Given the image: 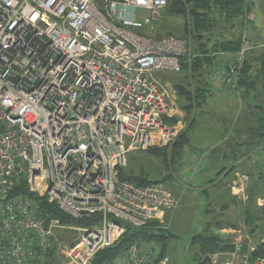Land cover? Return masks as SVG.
Here are the masks:
<instances>
[{"label":"built area","instance_id":"1","mask_svg":"<svg viewBox=\"0 0 264 264\" xmlns=\"http://www.w3.org/2000/svg\"><path fill=\"white\" fill-rule=\"evenodd\" d=\"M166 0H0V264H91L126 225L147 227L176 205L165 184L121 176L126 154L170 146L183 127L156 72L180 73L188 39L156 37L151 25ZM149 16H137L136 10ZM237 67L217 70L236 87ZM250 176L230 190L248 200ZM45 200V201H44ZM53 203L65 224L42 207ZM262 236L241 228L211 264H264V195L257 199ZM60 229L76 235L58 240ZM153 247L130 243L103 264H165Z\"/></svg>","mask_w":264,"mask_h":264},{"label":"rangeland","instance_id":"2","mask_svg":"<svg viewBox=\"0 0 264 264\" xmlns=\"http://www.w3.org/2000/svg\"><path fill=\"white\" fill-rule=\"evenodd\" d=\"M246 1L251 5L249 13L235 19L225 20L222 16H219L216 12L213 11L216 18H214L215 25L214 29L212 30V35L214 36V38L228 39L232 35V33H234L233 35L242 33L241 52L244 51V53H247L246 57L248 60H250L249 62L251 63V65L249 69L250 86L248 85L247 81L245 83L246 86L240 93L241 99L239 101H242V104L244 106L246 104L247 108L245 111L249 114V111L251 110H249V107L251 106L250 103H254V101L262 104V106L259 105V107L264 110V76L261 75V71L259 72V70H261L260 67L262 66V60L264 58V0ZM136 15L142 17L149 16V12L146 10L137 9ZM186 20L187 18L185 17L170 13L165 7L164 9H162L159 16L155 20H152L151 25L146 26V28L151 31L153 35L162 34L161 37H164L168 34L166 32H171V36L168 35L167 37H181L183 35V28ZM187 37L190 39L189 42H191L190 46L192 47V38L189 35ZM242 56L243 52L241 57ZM222 66L224 67V65ZM215 71L216 69H210L209 73H207L206 79L210 84L209 87H206L207 90L208 88L210 89V95H206L207 99H215L214 103H217L218 100H220V97L224 95L230 102L236 101L235 94H233L229 88L219 86V84L221 83H219V79H217ZM154 76L160 82V84L167 89L170 99L172 100L171 102L174 115L171 116L170 119L174 122L181 123L183 127L182 130H184V128H187L186 124L189 121L190 111L191 109L196 110V106H188V94L184 93V90H181L180 93H178L177 86L184 87L190 91L191 95H195V81L191 79L190 73L188 72L180 74L163 71L156 72ZM238 106H234V110L236 112ZM209 112L210 113L206 114L205 120H210L213 114V110H209ZM213 119H215V117ZM184 121H186V124L184 123ZM255 127L253 128V131H258L257 133H259L258 135L260 136V139L264 140V124H261V122L256 123ZM186 135L187 132L185 134V137ZM206 141L207 139L204 141L200 140L199 142H191L185 149H183L185 138L184 136H182V138H180V141L177 142V145L175 146H156L145 151L133 150L126 154V165L122 168L123 174L125 176H143L149 181L162 182L171 193H177L178 188L186 189V193H190L191 188L193 187L194 189H196L199 184L198 181L195 180L197 176L194 175V173L196 172V167L208 158L207 157L205 160H203V158L200 157V154L203 150L200 149L204 144H206ZM260 144L261 145H259L258 148L264 150V142L261 141ZM262 168L264 169V163H262ZM242 173H246L249 175V173L247 172ZM184 199L187 202L186 204H184L185 210L183 208L179 209V213L174 214L171 218L173 221H175L176 225L180 223L179 228H167L176 236L170 237L168 239L172 245H175L178 239L180 242L182 241L184 244H186V246H189L190 239L192 241V238L195 235L205 233L206 229H208L206 226H210L208 232L214 233L218 236L221 235L224 240L229 241L231 240V236L221 230L229 228H241L242 230V224L237 225V222L234 220L235 218L233 216H236L234 214V210L236 208L233 210V205H229V209H227L226 212L220 208L219 210H217V208L221 204L216 205L215 208L211 207V211L208 213L206 220H204L206 207L202 206V204L196 198L190 199L186 196ZM255 199L256 198H253L249 203V206H251L253 210ZM162 222H164L163 219L160 221V223L156 222L153 230L152 226H150L151 228L149 227V230H152L153 234L168 235V231L163 228L165 227V224H162ZM215 222L230 223L231 226H225L219 229V231H216L214 228ZM194 226L198 228V230L196 231L198 233L193 236L194 233H192L191 230ZM260 229L262 230V226H259V232H261ZM75 235L76 233L71 231L70 229H60L56 233V237L58 238V240L63 239L66 243L70 242L72 237H74ZM259 236L260 233L258 235V238ZM157 238L162 237L153 236L151 240H142L143 245L153 247L154 251L157 253L159 251L161 243V241ZM195 252H198V250H196ZM167 253H169V251ZM171 254L172 257L168 264H195V258L200 256L199 254L195 255L192 249L187 250L185 259L183 261H179L178 255L176 256L175 253ZM54 262L56 264H63V256L59 255V253L56 252L54 256Z\"/></svg>","mask_w":264,"mask_h":264},{"label":"crops","instance_id":"3","mask_svg":"<svg viewBox=\"0 0 264 264\" xmlns=\"http://www.w3.org/2000/svg\"><path fill=\"white\" fill-rule=\"evenodd\" d=\"M242 52L243 56L241 57ZM242 52L240 50L237 53L218 54L213 67L216 71L237 67L238 79L235 88L219 84L220 87L229 88L235 94L236 101L230 102L224 95L220 97L217 103H214L215 99L206 98L200 106L195 108L196 110H191L188 123L186 124V121H184L188 127V131L186 135L187 141L183 149L191 142H199L200 140L204 141L207 139L206 144L200 149H203L200 157L203 160L208 158L196 167L194 175L197 176L195 180L199 183L196 189L192 187L190 193H186L187 190L182 188H178L177 193L170 192L176 201V205L164 214V222L162 224H165L163 228L168 231V235L163 240L157 238L161 241L157 254L167 257L165 264L170 262L172 257L171 253H175L176 256L178 255L179 261H183L187 250L192 248L191 239L189 246H186V244L182 241L180 242L178 239L175 245H172L168 240L170 237H176L167 228H179L180 223L176 225L175 221L171 218L174 214L179 213V209L183 208L185 210L184 204L187 202L184 198L186 196L190 199L196 198L202 206L206 207L204 220H206L208 213L211 211V207L215 208L216 205L221 204L217 210L220 208L226 212L229 209V205H233V210L236 208L234 210L236 216L232 215L235 218L233 219L237 222V225L242 224L245 233L249 235V241L258 244L261 239L262 230L260 229L261 232H259L258 228L262 226V214L257 205V199L264 195V169L262 168V163H264V150L258 147L261 145L260 142H264V140L260 139L259 133H257L258 131H253V128L256 123L261 122V124H264V110L259 107L262 104L254 101V103H250L249 110H251L249 111V115L245 111L247 108L246 104L244 106L242 101H239L241 99L240 93L246 86L245 84L239 83L240 77L242 76L241 66L243 61L247 59V53ZM248 64L251 65L250 62ZM249 80L250 76L247 77L248 82ZM235 105H239L237 112L234 110ZM209 110H213V114L210 120H205L206 114L210 113ZM214 117L215 119H213ZM241 171L249 173L250 176L249 197L246 202L237 200L230 190L231 180H233L236 173ZM253 198H256L254 201V210L249 206ZM247 216L250 217V220ZM255 222L258 224V228L251 231V226ZM197 230L198 228L195 226L192 228L191 232L194 233L193 236L198 233L196 232ZM259 233L260 236L258 238ZM168 251L169 253H167Z\"/></svg>","mask_w":264,"mask_h":264},{"label":"trees","instance_id":"4","mask_svg":"<svg viewBox=\"0 0 264 264\" xmlns=\"http://www.w3.org/2000/svg\"><path fill=\"white\" fill-rule=\"evenodd\" d=\"M166 9L174 15L182 16L187 18L184 23L183 35L180 38L188 39L187 36H191L193 46L189 48V52L181 59L182 69L180 74L190 73L191 79L196 83L195 95L190 94V91L184 87L177 86L178 93L184 90V93L188 94L187 100L189 101L188 106H200L202 102L205 101L208 95H210L209 83L206 79L207 73L210 69H213L216 61V57L220 53H237L241 50V34L232 35L228 39H218L214 38L212 35V30L214 29V15L213 11L219 16H222L225 20L235 19L240 16H244L249 13L251 8L250 3L246 0H166ZM216 10V11H215ZM171 36V32H166ZM173 35V34H172ZM156 37H161L162 34H154ZM166 36V35H165ZM176 37V36H175ZM178 36L176 38H179ZM191 43V42H190ZM264 55V54H263ZM248 60H244L241 66L242 76L240 77L239 83L245 84L247 82V77L249 74ZM261 75L264 76V58L262 60ZM250 86V83L248 82ZM264 88V86H263ZM207 93V94H206ZM205 95V96H204ZM207 95V96H206ZM199 97V98H198ZM192 102V103H191ZM194 102V103H193ZM192 110V109H191ZM191 113V111H190ZM187 128L181 131L178 138L172 143L171 146L177 145L176 143L180 141V138L184 136L185 142L187 137L185 134ZM184 142V143H185ZM185 146V144H184ZM168 147V146H167ZM183 150V149H182ZM121 176L129 181H133L139 185H144L149 182L147 178L143 176H125L121 169ZM45 201V200H44ZM42 201V207L48 213V217H54L62 223H75L78 225L91 224V220L81 218L78 220H71L69 217L64 215L55 204L45 203ZM250 220V217L247 216ZM258 221V220H257ZM156 222H151L147 227L134 228L130 225H126V231L124 234L116 241L113 245L100 250L93 258L91 264H103L105 261L116 258L127 248L130 243H140L143 244L142 240H151L152 237H162L166 238V234H153ZM215 224V226H214ZM213 224L216 231H219L222 227L231 226L230 223H217ZM251 224V221H250ZM152 226V230H149ZM234 226V225H232ZM258 224L255 222L251 226V231L256 230ZM150 227V228H149ZM205 233H200L192 238V250L195 255H200L195 258V264H211L208 261L207 255L215 251H225L230 249L229 240H224L221 235H216L214 233L208 232L210 226H206ZM212 227V226H211ZM160 239V238H159ZM198 250V252H195ZM55 249H51L47 253V260L45 264H56L54 262ZM162 256V255H160Z\"/></svg>","mask_w":264,"mask_h":264}]
</instances>
